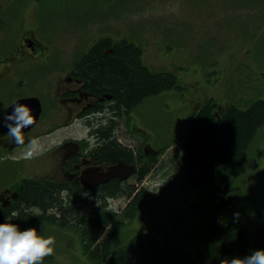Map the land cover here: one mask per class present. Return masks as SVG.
<instances>
[{
  "label": "rangeland",
  "instance_id": "obj_1",
  "mask_svg": "<svg viewBox=\"0 0 264 264\" xmlns=\"http://www.w3.org/2000/svg\"><path fill=\"white\" fill-rule=\"evenodd\" d=\"M0 11V37L21 21L27 29L39 23L41 35L66 43L72 55L78 44L86 46L101 33L112 34L142 46L152 71L178 76L179 87L143 102L131 114L138 128L129 121L122 133L127 144L163 147L164 152L146 179L147 193L155 195L122 228L119 245L139 234H168L184 243L190 231H208L211 221L228 229H254L264 222V126L242 171L231 180L226 205L212 196L213 187L205 178L181 172L179 157L192 114L211 97L218 109L241 110L264 99V0H0ZM3 11L8 15L1 16ZM85 133L78 122L35 137L33 154L62 136ZM29 144L17 148L15 156H24ZM35 228L56 237L54 254L44 264H93L84 254L77 228Z\"/></svg>",
  "mask_w": 264,
  "mask_h": 264
},
{
  "label": "trees",
  "instance_id": "obj_2",
  "mask_svg": "<svg viewBox=\"0 0 264 264\" xmlns=\"http://www.w3.org/2000/svg\"><path fill=\"white\" fill-rule=\"evenodd\" d=\"M109 44L102 40L95 45L79 71L93 89L113 93V109L129 113L147 99L179 87L175 73L154 72L145 64L141 46L126 42L114 52L105 53ZM263 126L264 99L255 100L246 110L231 106L220 116L214 114L211 105L197 109L180 142L181 172L205 178L213 187L212 196L226 205L229 200L225 195L233 189L231 180L242 171L251 144ZM115 129L97 130L104 144L101 155L110 161L120 155L132 160L137 151L119 143L114 137ZM163 152L164 148H159L151 162L141 166L140 180L156 167ZM109 185L85 194L74 184L65 188L27 182L20 199L0 218V223L10 218L21 230L44 224L75 227L84 254L93 264H220L224 258H243L264 249V222L254 229H228L211 221L208 231L192 230L184 243L169 239L168 234H139L119 245L122 228L155 194L145 189L135 193V188L120 192L116 183ZM121 194L132 200L128 209L116 214L108 199Z\"/></svg>",
  "mask_w": 264,
  "mask_h": 264
},
{
  "label": "flooded vegetation",
  "instance_id": "obj_3",
  "mask_svg": "<svg viewBox=\"0 0 264 264\" xmlns=\"http://www.w3.org/2000/svg\"><path fill=\"white\" fill-rule=\"evenodd\" d=\"M6 12L3 11L1 16L8 15ZM102 40L110 42L105 53H112L129 43L126 39L101 33L86 46L78 44L73 54L68 55L66 43L59 44L61 41L41 35L39 23L35 28L27 29L22 21L18 28L8 30L0 37V218L14 208L27 182L65 188L74 184L85 194L110 183L119 185L120 192L129 188H135V193L148 190L146 179L155 171L159 161L143 180L139 177L140 168L147 161L151 162L159 149L133 146L122 140L129 121L132 127L138 128V121L133 123L131 114L134 115L140 106H135L129 113L113 109V93L93 89L79 71L82 61ZM31 98L40 100L41 112L37 123L23 130V143H16L8 135L4 117L12 111L15 103L24 101L27 105ZM208 105L212 106L216 116L231 107L218 109V103L211 97L196 110ZM78 122L86 128L81 137L62 136L28 159L15 156V150L27 146L33 138L47 136ZM114 127L118 142L137 151L132 160L120 155L110 161L101 155L104 144L97 130L111 131ZM64 191L67 190H63L66 194ZM131 200L121 194L109 198L108 204L119 214L117 212L128 209ZM117 201L124 206L121 208L123 204L118 205Z\"/></svg>",
  "mask_w": 264,
  "mask_h": 264
},
{
  "label": "clouds",
  "instance_id": "obj_4",
  "mask_svg": "<svg viewBox=\"0 0 264 264\" xmlns=\"http://www.w3.org/2000/svg\"><path fill=\"white\" fill-rule=\"evenodd\" d=\"M4 120L8 135L16 143H23V130L34 124L35 117L27 105L16 104ZM36 143V138L30 141L29 150L24 153L25 159L33 156L32 146ZM55 244V236H45L35 227L21 230L10 218L0 223V264H44L45 258L54 254ZM220 264H264V249L255 250L243 258H224Z\"/></svg>",
  "mask_w": 264,
  "mask_h": 264
},
{
  "label": "water",
  "instance_id": "obj_5",
  "mask_svg": "<svg viewBox=\"0 0 264 264\" xmlns=\"http://www.w3.org/2000/svg\"><path fill=\"white\" fill-rule=\"evenodd\" d=\"M16 104H24V101H19L17 103H15L13 105V107L16 105ZM31 105L32 107V110H33V115L35 117V121H34V124L32 126H34L36 123H37V120H38V117H39V114L41 112V102L39 99L37 98H31V99H28L27 100V105ZM13 107L11 108V110L13 109ZM11 111H9L10 113ZM31 128V127H30Z\"/></svg>",
  "mask_w": 264,
  "mask_h": 264
},
{
  "label": "bare ground",
  "instance_id": "obj_6",
  "mask_svg": "<svg viewBox=\"0 0 264 264\" xmlns=\"http://www.w3.org/2000/svg\"><path fill=\"white\" fill-rule=\"evenodd\" d=\"M102 14V13H101ZM98 15V14H97Z\"/></svg>",
  "mask_w": 264,
  "mask_h": 264
}]
</instances>
